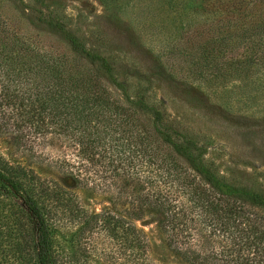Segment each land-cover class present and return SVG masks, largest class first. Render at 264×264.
<instances>
[{
  "label": "rangeland",
  "instance_id": "rangeland-1",
  "mask_svg": "<svg viewBox=\"0 0 264 264\" xmlns=\"http://www.w3.org/2000/svg\"><path fill=\"white\" fill-rule=\"evenodd\" d=\"M21 2L0 0V46L15 36L57 59L58 68L73 81L91 79L133 125L117 147L114 140L123 130L109 129L106 111L74 128L51 117L38 119L40 129L21 122L26 109L18 99L30 93L29 87L0 65V164L4 160L31 170L32 179L21 181L36 188L33 194L56 188L72 201L71 212L58 210L51 216L60 264H186L165 246L152 217L130 196L150 188L152 179L182 200L184 209L194 211L179 190L166 188L170 178L156 167L169 159L178 182L202 178L154 131L151 114L126 104L108 74L133 100L142 98L172 129L194 138L220 179L263 192L264 37H255L259 30L252 27L264 20V0H60L55 15L109 59V73L70 53L36 21L40 2ZM14 137L22 139L17 153ZM9 194L0 187V264H34L35 236L24 209L17 206L21 196L13 207ZM109 209L138 214L133 222L146 240L144 251L121 254L118 245L104 238ZM189 214L188 240L195 246L191 239H197L203 253L214 251L218 246L201 232L196 215Z\"/></svg>",
  "mask_w": 264,
  "mask_h": 264
},
{
  "label": "trees",
  "instance_id": "trees-1",
  "mask_svg": "<svg viewBox=\"0 0 264 264\" xmlns=\"http://www.w3.org/2000/svg\"><path fill=\"white\" fill-rule=\"evenodd\" d=\"M5 1L23 3L21 0ZM33 1L40 2L43 10H37L36 21L43 25L47 32L55 34L67 45L70 53L88 64L98 65L105 73L110 72L109 59L99 54L95 48L88 47L68 28L67 20L55 15L54 8L60 6V0ZM0 23L4 25L3 22ZM252 28L259 30L257 34L253 33L255 37H264V20ZM59 63L57 59L38 52L34 46L15 36L0 46L2 71L5 69V74L13 76V79L16 77L17 83L23 80L26 87H29V94L24 93L20 98L18 94L12 95L15 100L19 98V103L23 102L20 104L21 108L24 109L25 106L26 111L25 115L22 113L24 118L21 122L37 125L38 119L51 117L52 120L64 122L65 127L74 128L77 125H87L106 111L109 129L123 130V134H119V138L114 140L117 147L122 146L120 142H123V137L130 136L128 134L133 130L129 119L121 116L122 112L104 98V90L93 85L91 79L73 81L70 75H65V72L58 68ZM108 75L112 78V86L122 94L126 104L136 111L151 114L154 131L176 156L186 162L187 168L202 178L199 181L178 182L175 164L169 159L162 160L156 167L157 172L162 169L164 177L170 178L166 188L179 190L180 195L191 203L194 211L184 209L182 200H177L173 194L163 191L156 184V180L152 179L148 182L150 188H141L130 196L137 201L140 209H146L152 217L165 246L186 264H264V218L261 214L264 213V191L234 186L220 179L206 164V152L194 138L172 129L164 121L159 110L145 104L142 98L133 100L126 87ZM96 90L99 91L96 93ZM71 115L74 117L72 120H65ZM37 127L40 129L38 125ZM125 128L128 130L124 131ZM14 140L13 145L17 153L20 151L22 139L14 137ZM0 167V187L10 193L13 207L18 203V195L21 196L22 204L17 206L21 210L24 209L31 232L35 236L34 264H60L55 248L56 224L51 220V216L55 217L58 210L71 212V199L65 198L56 188L50 191L43 187L33 194L36 188L25 187L21 181L32 179L31 170L11 166L7 162L5 164L4 160ZM190 212L196 215L197 222L202 226L201 232H207V240L211 243L214 241L218 246L214 251L203 253L197 239H191L196 241L195 246L188 240L190 235L187 233V221L190 219ZM138 217V214L129 210L112 213L109 209V212H104V238L118 245L121 254L128 250L132 252L134 249L144 251L146 247V240L140 235L142 232L134 226L133 221ZM71 264L81 262L71 261Z\"/></svg>",
  "mask_w": 264,
  "mask_h": 264
}]
</instances>
